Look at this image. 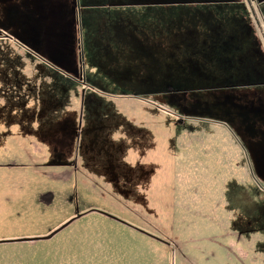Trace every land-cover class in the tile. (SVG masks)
<instances>
[{"label": "rangeland", "instance_id": "374dc122", "mask_svg": "<svg viewBox=\"0 0 264 264\" xmlns=\"http://www.w3.org/2000/svg\"><path fill=\"white\" fill-rule=\"evenodd\" d=\"M64 1L0 0V264H264V172L241 135L263 117L253 98L209 89L214 42L192 72L128 87L142 66L124 67V42L106 48L71 7L61 16ZM145 1L251 19L264 52V0Z\"/></svg>", "mask_w": 264, "mask_h": 264}, {"label": "crops", "instance_id": "0c3cea01", "mask_svg": "<svg viewBox=\"0 0 264 264\" xmlns=\"http://www.w3.org/2000/svg\"><path fill=\"white\" fill-rule=\"evenodd\" d=\"M61 3L64 9L61 16L68 14L66 8L71 7L70 19L74 21L77 12L76 19L79 18L81 29L86 26L95 36V40L108 41L109 45H105L106 48H111L112 44V50H116L118 54L124 42V67L130 63L142 66L131 77L132 81L134 79L139 84L128 87H161L159 83L167 77L163 75L166 71L170 73L171 68L174 69L171 72L174 74L183 71L192 72L190 67L207 64V57L204 54L210 48L208 42H214L211 43L214 47L211 48L214 62H211L210 66H214L217 70L219 85L209 89L227 90L230 95H235L234 98L247 95L254 99L244 104L254 107L251 109L252 113L260 114L263 118L252 116L249 120L252 124L250 129L241 135L248 136V143L251 146L248 157L250 168L264 172V112H254L258 110V106H264V96L257 92L259 89H264V80H259L264 78V52L257 40L258 36L252 27L251 19L192 18L182 16L181 13H176L167 7L160 10L159 2L150 3L145 0H130L126 4L124 0H77L74 7L68 0ZM124 6L135 8V13L124 15ZM107 8H110L111 12L103 13ZM125 21L128 23H124ZM83 22L85 25H82ZM227 25H237L239 28L233 33H226L230 30V26L226 28ZM124 28L127 30L125 33ZM143 42L146 46L156 48L135 49L136 46L143 45ZM164 42L170 45L167 55H163L165 52H159ZM197 44L200 46L197 47ZM195 46L202 52L197 54L188 52ZM162 56H167L163 62ZM107 61L111 59L105 62ZM105 62L101 63L104 67ZM165 66L167 68H164ZM243 90L247 92L243 93Z\"/></svg>", "mask_w": 264, "mask_h": 264}, {"label": "water", "instance_id": "95a60500", "mask_svg": "<svg viewBox=\"0 0 264 264\" xmlns=\"http://www.w3.org/2000/svg\"><path fill=\"white\" fill-rule=\"evenodd\" d=\"M100 213L103 214V215H105V216H109V217H111V218H113V219H115V220L118 219V218H115L114 216H111V215L105 213V212H101V211H100ZM79 216H80V215H78L77 217H79ZM71 222H72V221H69L68 223H66L65 225H63L62 227H60L59 229H57L56 231L52 232L49 236L46 237V239L51 238V237H52L53 235H55L57 232H59V231L62 230L64 227H66L67 225H69ZM121 222H122V221H121ZM122 223H123V224H127L126 222H122Z\"/></svg>", "mask_w": 264, "mask_h": 264}]
</instances>
